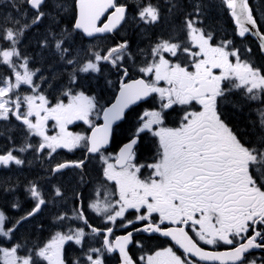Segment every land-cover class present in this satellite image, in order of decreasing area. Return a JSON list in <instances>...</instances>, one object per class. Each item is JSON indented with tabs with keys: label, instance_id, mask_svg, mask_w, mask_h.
I'll return each instance as SVG.
<instances>
[{
	"label": "snow or ice",
	"instance_id": "obj_1",
	"mask_svg": "<svg viewBox=\"0 0 264 264\" xmlns=\"http://www.w3.org/2000/svg\"><path fill=\"white\" fill-rule=\"evenodd\" d=\"M73 2L74 23L69 31L61 29L56 19L63 9L61 0H51V5L49 0H0L19 14L4 17L5 24L0 25V67L7 69V75L0 76V121L14 118L24 132L18 147L0 153V166H22L25 160L16 153L33 151L50 162V174L55 176L69 168L83 173L96 159L103 180L86 206L81 194H76L72 215H57L60 229L43 242L20 235L49 202L40 187L31 184L29 211L12 218L0 210V264H68L66 245L72 244L79 246L81 255L71 264H106V257L114 253L119 254L120 264H264V256L250 258L254 250L264 252V70L242 59L232 40L214 43L213 33L203 26L202 6L194 4L193 11L184 14L179 34L160 37L142 50L141 78L128 79L124 63L135 58L127 40L103 51L88 49L84 60L66 45L73 32L88 38L116 32L128 21V4ZM167 3L169 13L181 10L178 0ZM220 7L232 18L236 34L256 36L264 52V30L249 0H220ZM49 18L51 27L40 47L51 49L58 61L72 68L68 84L55 100L42 87L52 86L49 78L18 47L27 30ZM135 18L143 25H156L162 18L161 8L153 0H138ZM101 63L121 73L119 92L110 107L73 88L78 73L100 72ZM234 92L245 101L257 102L251 133L238 132L224 118L221 105ZM150 97L158 107L145 110L131 138L114 153L108 152L113 125L125 118L130 106ZM177 108L179 122L170 127L167 116ZM101 119L102 124L95 123ZM76 122H83L89 131H69L68 126ZM145 136L154 138L155 153L141 163L138 145ZM58 150H83V156L57 161ZM52 195L64 197L55 186ZM20 207L12 205L14 210ZM88 212L99 217L103 226L91 224ZM130 212L134 219L128 218ZM134 224L140 226L115 235L117 227ZM134 232L147 234L149 240L158 235L171 243L149 248L134 241ZM88 237L98 239L99 246H92ZM133 243L142 250L138 258L129 254ZM221 244L229 250L202 247L215 249Z\"/></svg>",
	"mask_w": 264,
	"mask_h": 264
},
{
	"label": "flooded vegetation",
	"instance_id": "obj_2",
	"mask_svg": "<svg viewBox=\"0 0 264 264\" xmlns=\"http://www.w3.org/2000/svg\"><path fill=\"white\" fill-rule=\"evenodd\" d=\"M215 23L217 26H220L221 18L219 17ZM254 61L259 68L264 70V60L259 54L256 55ZM61 81L62 79H60V82ZM57 82H59V80ZM62 84L64 85V82L60 84V87H62ZM24 90L27 91V89ZM154 107H158V104L156 100L151 97L144 102H140L136 106H132L125 116V121L115 127L112 134V143L108 147V152L114 153L119 146H122L123 143L127 142L139 123V117L145 110H151ZM256 107L257 102L245 101L237 92L231 93L227 102L221 105L224 118L240 133H251L252 121L256 119ZM180 115L181 113L178 108L175 111L170 110L169 115L167 116V125L170 127L177 126ZM95 123L99 124L100 120H96ZM68 127L69 131L76 133H85L88 129L87 125H84L82 122H76ZM13 129H15L17 135H23L24 133L22 126H20L19 122L15 121L14 118L7 122L0 121V153L6 151L1 148L6 147V134L9 130L12 131ZM245 138L247 139L248 137ZM34 139L38 140V138L35 137ZM138 148L140 162L144 163L155 153L154 138L148 136L143 137ZM58 153L59 154L56 156L57 161L77 160L83 156V150H76L75 152L58 150ZM16 154L20 155V158L25 160L24 165H11L7 168L0 166V210H3L6 215L12 218L19 217L23 213L29 211L32 207L33 201L29 197L28 188L33 183L37 184L49 202L42 208L40 213L32 218L30 223L26 224V228L21 230L20 235H27L32 242H43L48 239L52 233L60 229V224L56 222L57 215L64 212L72 215V211L78 203L76 200L77 193L81 194L85 206L92 198H94L95 190L100 187L103 180L101 165L98 160L92 159L83 173H81L79 169L69 168L65 169L62 174L52 176L49 171L50 162L48 160L38 157L33 151ZM81 176H83V181L81 180ZM54 186L61 188L64 193L63 199L53 197L52 193ZM108 187L111 188L112 185L109 184ZM14 203H19L21 205L19 210H14L12 208ZM87 215L91 224L98 227L103 226L100 218L94 213L88 212ZM127 215L129 219L135 218L133 212H130ZM64 223H70L73 226L80 224L79 221H67ZM81 226L83 225L81 224ZM139 226L140 225L138 224H134L127 229L117 227L114 230L115 235H124L128 231H132L133 228ZM85 230L87 231V229ZM86 239L92 244V246H99L98 239L92 237ZM133 239L134 241H140L147 247L153 249L167 247L171 243L167 238H162L158 235H154L151 240H149L147 234L142 232L133 234ZM202 247L206 250L220 252L229 250V246L222 244L215 249L208 245H202ZM128 248L129 254L132 255L133 258H138L142 254V250L137 247L135 243L130 244ZM176 250L178 254H182V250ZM66 255L68 264H71L73 259L81 255V249L74 244L70 246L66 245ZM261 256H264V252L261 250H254V256L250 258H259ZM106 264H120L119 254L114 253L107 256Z\"/></svg>",
	"mask_w": 264,
	"mask_h": 264
},
{
	"label": "rangeland",
	"instance_id": "obj_3",
	"mask_svg": "<svg viewBox=\"0 0 264 264\" xmlns=\"http://www.w3.org/2000/svg\"><path fill=\"white\" fill-rule=\"evenodd\" d=\"M125 1V0H121ZM154 3H159L161 6V12H162V18L161 21L152 26L143 25L141 22L136 20L135 22L130 21L127 23L125 29L123 30V33L128 32L132 33L134 38L129 43V47H131V52L134 56V62L138 66H141L144 60V56L142 55V50L147 51L152 44L157 41L158 38L164 37L168 38L170 35L173 34H179L178 29L183 24L184 14L188 12L193 11L192 4H199L203 8V25L206 28L208 27H216L217 24L215 23L217 21V16L221 17V11L220 6L217 2L211 1V6L206 5L202 0H178L180 4L181 10L179 12L169 13L168 12V3L167 0H153ZM61 3L63 4V9L60 11V15L56 17L57 21L60 22V28L61 29H68L69 31L72 30V23L74 19V2L73 0H61ZM49 4L51 5V0H49ZM190 5V10H188V7ZM134 13L136 11V7L133 8ZM55 13H53L54 15ZM18 13L14 8L11 6L0 3V25L5 24L4 17H18ZM135 18V15H134ZM7 26H11V23L9 22ZM51 27L50 25V18L46 19L42 24L39 26H34L33 28L27 30L25 32V35L21 38L20 43L23 39H27L24 42V50L25 53L33 57L34 60L32 61L34 67L40 68V70L43 72L45 77L49 78V81L51 83V87L48 86V84L42 85L47 92L48 89L51 88L52 91L55 93H51L50 98L55 100V98L59 97L61 89H63L68 84V75L71 73L72 68L71 66L64 65L62 62L58 61V59L52 55L51 49H42L40 47L39 42L44 38L45 34ZM167 28H170L166 31ZM217 31V30H216ZM217 34L214 36V43H219L223 38L222 35H226L227 37H232V32L228 30L227 28H222V32L220 33V38L218 41L215 40ZM66 45H71L73 54H79V57L81 60H84L87 58V50L88 49H95V50H106L111 46L109 43V39H91L86 40L82 36H80L78 33L73 32L72 37L70 40L66 42ZM147 45V46H146ZM47 50V51H46ZM101 71L96 73H78L77 76V84L73 85V88L76 91H84L85 94L90 96H95L98 100L99 104H101L104 97L99 95H92L90 92V88L98 86L101 84L104 80V78H108V72L106 70V67L104 63H101L100 65ZM60 79L62 81L60 82ZM110 79V78H108ZM59 80V82H57ZM111 80V79H110ZM52 82H55L54 84ZM64 82V85L62 84V87H60V84ZM26 89V87H25ZM63 98V97H60ZM83 123V122H82ZM13 133H16L15 129L12 130ZM56 130L54 128L50 127V134H54ZM24 139V133L23 135L18 134L16 138H13V140H16L18 147ZM33 140H37L34 139ZM20 156V155H19Z\"/></svg>",
	"mask_w": 264,
	"mask_h": 264
},
{
	"label": "trees",
	"instance_id": "obj_4",
	"mask_svg": "<svg viewBox=\"0 0 264 264\" xmlns=\"http://www.w3.org/2000/svg\"><path fill=\"white\" fill-rule=\"evenodd\" d=\"M253 1V2H252ZM252 1H250L251 3H252V7H253V9H254V13H256L255 11H256V6H255V3H256V0H252ZM119 2L120 3H124V1H122L121 2V0H119ZM260 2L261 3H264V0H260ZM131 8H132V6H130V4H129V12H130V10H131ZM188 10H190V8H188ZM257 14V13H256ZM257 16V15H256ZM219 19V17L217 16V20ZM130 21H132V17H131V20ZM129 21V22H130ZM261 25H262V23H261ZM262 28H263V26H261ZM168 29H170V28H167L166 29V31L168 30ZM116 37H112V38H110L109 39V43L111 44V45H115V44H117V43H119V42H121V41H123V40H127L128 42H131L134 38H136L135 36H133V34L132 33H128V32H125V33H123V31H120L118 34H116L115 35ZM137 39V38H136ZM147 46V45H146ZM135 62L133 61V60H127L126 59V61H125V63H124V66L125 67H127L128 69H129V73H130V76L131 77H136L137 75H135V73H136V67H135ZM135 72V73H132L133 71ZM110 85V87H112L113 89H115L116 90V87H115V85L117 86V84H115V83H113V81L112 80H110L109 82H108V86ZM8 134V140H13V135H11L10 133H7ZM16 146V145H15ZM13 146H11L10 148H12ZM9 148V149H10Z\"/></svg>",
	"mask_w": 264,
	"mask_h": 264
},
{
	"label": "water",
	"instance_id": "obj_5",
	"mask_svg": "<svg viewBox=\"0 0 264 264\" xmlns=\"http://www.w3.org/2000/svg\"><path fill=\"white\" fill-rule=\"evenodd\" d=\"M249 1H250V0H249ZM233 24H234V22H233ZM234 26H235V24H234ZM246 36H247V35H246ZM249 36H250L252 39H254V40L257 42V44H258V39H257L256 36H254V35H249ZM261 53L264 55V52H261ZM118 92H119V90H118ZM118 92H117L116 96L118 95ZM115 98H116V97H115ZM114 102H115V99L113 100L112 103H114ZM112 103H111V104H112ZM138 103H139V102H138ZM111 104L108 105L107 107H110ZM135 105H136V104H135ZM130 107H131V106H130ZM128 109H129V108H128ZM128 109H127V110H128ZM127 110H126V111H127ZM126 111H125V112H126ZM101 120H102V119H101ZM119 122H120V121H117L116 124H118ZM102 123H103V121H102ZM102 123H101V124H102ZM116 124H114V125H116ZM114 125H113V126H114Z\"/></svg>",
	"mask_w": 264,
	"mask_h": 264
}]
</instances>
